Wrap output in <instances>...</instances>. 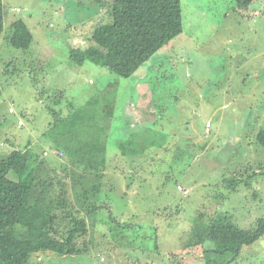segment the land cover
Listing matches in <instances>:
<instances>
[{
    "label": "rangeland",
    "instance_id": "rangeland-1",
    "mask_svg": "<svg viewBox=\"0 0 264 264\" xmlns=\"http://www.w3.org/2000/svg\"><path fill=\"white\" fill-rule=\"evenodd\" d=\"M181 2L183 33L122 78L70 59L109 23L113 0H3L0 160L27 147L40 154L36 177L60 194L49 206L58 239L79 218L74 185L80 176L94 181L53 142L58 117L98 110L107 144L106 190L97 200L110 210L82 209L88 229L73 255L39 252L29 264H206L212 244L189 246L196 219L212 225L214 238L264 218V0L242 9L235 0ZM19 20L34 36L26 51L8 42ZM133 134L165 145L133 163L118 148ZM96 155L88 159L104 157ZM233 264H264V236Z\"/></svg>",
    "mask_w": 264,
    "mask_h": 264
},
{
    "label": "trees",
    "instance_id": "trees-1",
    "mask_svg": "<svg viewBox=\"0 0 264 264\" xmlns=\"http://www.w3.org/2000/svg\"><path fill=\"white\" fill-rule=\"evenodd\" d=\"M235 1L242 9L256 0ZM97 2L101 3V0ZM111 7L109 23L101 24L94 30L91 45L86 49H71L70 59L75 64L90 62L122 78H129L183 33L181 0H113ZM3 32L4 10L3 0H0V36ZM33 41L34 36L24 21L12 24L8 38L12 47L26 51ZM92 110L87 112L79 108L66 118L58 117L60 135L52 139L54 143H60V152L70 154L69 161L78 165L80 174L94 176V181L88 178L84 181L80 176L74 185V188L79 186V218L72 220L73 226L63 240L57 238L59 232L49 216V206L54 198L59 199L60 194H52L53 184L36 177L37 164H45V161L38 160L40 154L27 147L25 150H14L0 160V264H29L32 255L39 252H51L62 257L73 255L78 236L88 229L85 218L81 216L82 209H87L88 213H96L103 207L110 210V206L97 200L98 194L106 190L105 181L101 179L107 171V144L103 130L97 129L100 125L98 110ZM258 136L264 146V130ZM145 138L141 134H133L128 140L121 141L118 144L120 155L132 158L135 163V158L144 156L154 147L165 145V141L161 143L154 138ZM99 152L104 156L102 160L88 159ZM11 174L18 181L11 179ZM233 181L243 183L237 174H234ZM212 231V225L196 219L189 246L203 247L210 242L212 247L203 254L206 264H233L245 247L264 236V218L253 229L231 230L214 238Z\"/></svg>",
    "mask_w": 264,
    "mask_h": 264
},
{
    "label": "built area",
    "instance_id": "built-area-1",
    "mask_svg": "<svg viewBox=\"0 0 264 264\" xmlns=\"http://www.w3.org/2000/svg\"><path fill=\"white\" fill-rule=\"evenodd\" d=\"M13 111L11 110V113H12ZM23 124H22V122H20V126H22ZM211 126V124L209 123L208 124V127H210Z\"/></svg>",
    "mask_w": 264,
    "mask_h": 264
}]
</instances>
